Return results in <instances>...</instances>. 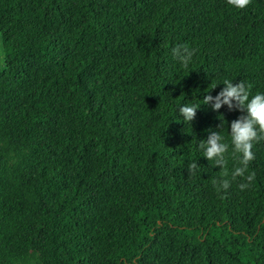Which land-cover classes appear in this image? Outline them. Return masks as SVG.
I'll return each instance as SVG.
<instances>
[{"label":"trees","instance_id":"16d2710c","mask_svg":"<svg viewBox=\"0 0 264 264\" xmlns=\"http://www.w3.org/2000/svg\"><path fill=\"white\" fill-rule=\"evenodd\" d=\"M0 34V264H264V140L233 177L198 146L242 113L177 110L264 92V0H0Z\"/></svg>","mask_w":264,"mask_h":264},{"label":"clouds","instance_id":"9594fccd","mask_svg":"<svg viewBox=\"0 0 264 264\" xmlns=\"http://www.w3.org/2000/svg\"><path fill=\"white\" fill-rule=\"evenodd\" d=\"M248 2L249 0H229L230 5L235 8H244ZM174 55L184 67H188L193 61L195 52L181 45L174 50ZM222 84L223 89L215 97L209 94L203 96L200 100L202 105L185 103L177 110L185 125H191L202 106L210 107L213 112H219L222 107L227 106L229 110L234 109L242 113L230 124V131H228L230 143L225 141L220 131H212L198 146L201 157L215 162V165L219 167L224 163L225 153L231 146L233 152L241 154V163L244 167H237L232 173L233 177H240L245 172L247 162L254 158V145L264 140V92L252 94L250 86L244 81L234 84L231 80H225ZM193 167L195 168L196 165L194 164ZM247 179L251 181L252 177L249 176ZM229 186V182L225 180L218 190L221 188L227 190ZM247 187L248 184H240L242 190Z\"/></svg>","mask_w":264,"mask_h":264},{"label":"rangeland","instance_id":"374dc122","mask_svg":"<svg viewBox=\"0 0 264 264\" xmlns=\"http://www.w3.org/2000/svg\"><path fill=\"white\" fill-rule=\"evenodd\" d=\"M5 69V53H4V42L3 37L0 34V73ZM9 163L13 164L14 161L12 160V156H10ZM41 257L40 255L35 251L32 252L29 256V258L22 262L21 264H41Z\"/></svg>","mask_w":264,"mask_h":264}]
</instances>
